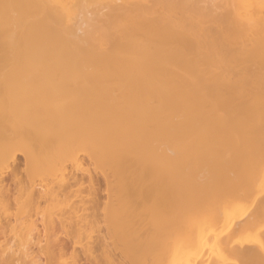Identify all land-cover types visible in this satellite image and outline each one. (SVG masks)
I'll use <instances>...</instances> for the list:
<instances>
[{
  "label": "bare ground",
  "instance_id": "6f19581e",
  "mask_svg": "<svg viewBox=\"0 0 264 264\" xmlns=\"http://www.w3.org/2000/svg\"><path fill=\"white\" fill-rule=\"evenodd\" d=\"M62 147L115 178L92 264H264V0H0V205L49 200L19 156L27 171ZM21 245L0 244V264H41Z\"/></svg>",
  "mask_w": 264,
  "mask_h": 264
},
{
  "label": "rangeland",
  "instance_id": "374dc122",
  "mask_svg": "<svg viewBox=\"0 0 264 264\" xmlns=\"http://www.w3.org/2000/svg\"><path fill=\"white\" fill-rule=\"evenodd\" d=\"M24 123L30 125V122ZM29 125L27 124V128L30 127ZM23 129L26 131V127H23ZM34 135H36L35 132L33 135L25 133V141H29L28 139H32ZM23 146L24 144L21 143L16 150L23 148ZM82 149L78 147L69 151L62 147L51 160L46 162L40 160L36 165L30 166L27 171L24 170L23 157L19 156L18 170L23 184L34 183L41 189L46 191L56 190V192L49 200L42 199L39 205L35 206L28 200L27 191L17 192L13 190V194L18 198V201L10 203L8 206L0 205V244L9 243L13 248L20 245V249H23L21 244L29 245L33 252L38 253L40 251L39 261L41 264H58L62 259L70 262L74 255H77L78 264H92L91 259L89 260L90 252H85V246L90 243L94 255L100 260V244L104 241L110 242L106 227V211L111 205L118 206L114 194L115 178L88 151ZM69 152L77 156L75 162L65 161ZM8 165H0V173H7ZM76 178H82L84 183H75L74 179ZM90 180H93L98 191V204L95 208L96 216L91 219L90 217L87 218V220H92V224H89L87 220L85 222V216L82 214L86 213V210H83L85 207H89L88 210L91 211L89 200L93 193L88 188ZM65 182H72V189L69 192H58L60 191L57 190L58 186ZM167 207L166 216L169 218L170 213L168 211H170V207ZM5 220H9L10 223H6ZM175 221L173 220L171 225ZM81 224L85 225L87 232L83 233L80 239H77L74 232ZM2 231H4L3 234ZM37 236H40V238ZM61 240H64L66 244L61 259L59 260L58 255L49 259L41 248L51 243L56 244ZM115 253L116 262L119 261L121 264L120 252L116 251ZM165 259L161 263H153L150 259H147L146 262L148 264H171ZM143 260L144 257L140 256L136 263L142 264ZM130 262L129 259H126L123 264H132Z\"/></svg>",
  "mask_w": 264,
  "mask_h": 264
}]
</instances>
